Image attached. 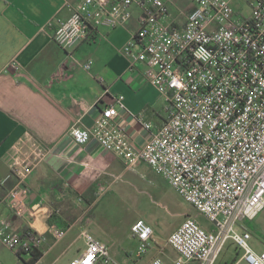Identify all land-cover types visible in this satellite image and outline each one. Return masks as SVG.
I'll return each mask as SVG.
<instances>
[{"label": "built area", "instance_id": "2783aa9c", "mask_svg": "<svg viewBox=\"0 0 264 264\" xmlns=\"http://www.w3.org/2000/svg\"><path fill=\"white\" fill-rule=\"evenodd\" d=\"M64 0L73 3L67 19H54L55 43L64 50L93 40L100 28L114 30L131 20L133 7L141 13L139 29L123 49L130 72L140 70L167 103L161 127L132 115L152 137L136 148L116 122L126 110L124 96L102 111L91 128L72 126L70 136L79 146L92 139L112 150L128 167L148 164L189 204L215 225L206 230L186 219L168 240L178 263L217 264L229 242L242 252L246 264H264V250L251 246L252 235L240 224L264 210V0H192L184 26L167 24L171 0ZM12 62L7 68L15 67ZM84 68L90 70L89 61ZM17 177L7 196L15 214L29 210L27 173L19 165L0 175V185ZM104 189L99 190L100 195ZM34 213V212H33ZM34 217V214H32ZM132 232L139 241L138 257L147 253L153 228L137 221ZM49 233L59 241L66 231ZM86 250L70 264L109 263V247L83 232ZM47 237L29 229L9 232L3 222L0 241L31 258L43 252ZM45 252H47L45 250Z\"/></svg>", "mask_w": 264, "mask_h": 264}, {"label": "crops", "instance_id": "0c3cea01", "mask_svg": "<svg viewBox=\"0 0 264 264\" xmlns=\"http://www.w3.org/2000/svg\"><path fill=\"white\" fill-rule=\"evenodd\" d=\"M193 8L192 0H171L167 24L184 26ZM72 13L73 3L66 6L64 0H0V175L19 165L27 173L30 192L29 210L20 217L7 200L17 177L6 186L0 185V227L5 222L9 232L22 234L32 229L45 235V249L61 241L53 242L49 233L53 226L64 229L65 237L75 227L82 236L91 232L93 211L100 201L117 185L140 183L142 165L162 176L144 162L128 167L94 139L79 146L70 136L72 126L91 128L104 109L115 105L119 95L125 98L126 110H120L116 122L125 128L136 148H142L153 132L132 115L142 114L155 128L166 121L164 96L143 79L140 70L130 72V60L123 53L139 29L141 10L133 7L125 27L100 28L93 40L64 50L54 41L55 22L49 24ZM89 61L92 68L87 70L84 65ZM12 62L16 66L7 70ZM101 189L105 191L100 195ZM260 216L264 210L252 221ZM188 218L192 217L186 216L182 223ZM139 220L152 227L138 216L130 225L134 238L132 227ZM257 226L264 230V225ZM240 228L254 237L247 222ZM92 235L101 241L97 232ZM241 261L240 257L235 264ZM22 263L26 264L24 259L0 241V264Z\"/></svg>", "mask_w": 264, "mask_h": 264}, {"label": "rangeland", "instance_id": "374dc122", "mask_svg": "<svg viewBox=\"0 0 264 264\" xmlns=\"http://www.w3.org/2000/svg\"><path fill=\"white\" fill-rule=\"evenodd\" d=\"M174 13L179 16V11L175 10ZM140 171V183L137 182L133 186L129 183V186L121 188L117 185L93 211L92 219L95 220L90 233H98L101 241L108 245L111 255L109 263L99 264H179V255L169 245L168 238L185 217L191 216L206 230L215 228V225L187 203L163 176L156 175L147 165H142ZM140 215L151 223L155 232L147 253L141 258L138 257L139 241L130 232L131 222ZM263 223L264 216L247 222L254 231L251 246L257 251L264 249V230L257 226L264 225ZM80 233L79 227H75L53 248L45 249L42 244V249L48 252H43L44 258L39 264L71 263L73 257L86 250L85 239ZM52 240L56 241L54 238ZM241 256L242 252L229 242L217 264H235ZM23 259L27 262L30 257L23 255ZM238 264L246 262L241 261Z\"/></svg>", "mask_w": 264, "mask_h": 264}, {"label": "trees", "instance_id": "16d2710c", "mask_svg": "<svg viewBox=\"0 0 264 264\" xmlns=\"http://www.w3.org/2000/svg\"><path fill=\"white\" fill-rule=\"evenodd\" d=\"M29 229H27L25 232H28ZM18 257L23 260V253L22 252H18L17 253ZM43 257V253L36 250L31 254V258L29 259L28 262H25L26 264H37Z\"/></svg>", "mask_w": 264, "mask_h": 264}]
</instances>
